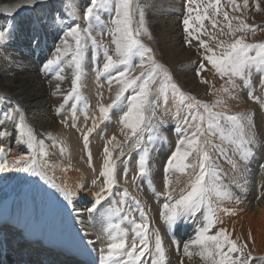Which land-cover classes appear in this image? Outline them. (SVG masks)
Instances as JSON below:
<instances>
[{
	"label": "snow or ice",
	"instance_id": "obj_1",
	"mask_svg": "<svg viewBox=\"0 0 264 264\" xmlns=\"http://www.w3.org/2000/svg\"><path fill=\"white\" fill-rule=\"evenodd\" d=\"M44 2L45 0H29V5H42ZM58 2L59 10L53 7L50 20L42 25L65 33L62 46L55 49L56 55L47 60L43 65L44 70L58 68L55 78L57 81H63L66 79L63 75L65 67L61 64L73 69L72 90L64 96L57 114L63 112L65 104L73 99V94L76 95L77 100L82 99L79 90L86 74L88 53L90 49L93 50L91 59L97 62L94 65L97 77L104 74L110 77L107 80L110 103L98 105V116L89 117L87 112L84 113L85 125L81 133L83 145L88 148L90 137L99 125L110 120V112L113 109H120L122 115H118V122L122 126L121 132L127 141H131L128 145V158L130 159L131 152L134 150L142 153L138 155V173L143 178L150 172L149 146L154 140L160 138L158 131L162 121L157 118L156 110L166 107L170 98L185 104L187 112L180 125L176 127L180 138L174 152L167 159L166 172L173 175L187 174L188 179L185 181L187 187L181 188L176 198L174 197L175 186L181 181L179 178L167 179L168 190L157 193L166 199L158 215L168 228H175L189 221L194 224L198 214L203 218V224L196 231L195 238L183 245L185 256L191 257L193 252L190 248L198 247L200 257L208 264H252L257 257L253 256L248 243L240 242L239 238H232L226 228L217 229V225L222 223L218 212L234 214L235 208L230 205L243 203L242 196L247 183L245 174L249 171L251 159L255 156L256 147L259 146L256 135L252 131L254 121L246 113L228 114L215 111V107H226L227 101L223 98L217 99L215 105H212L181 90L170 70L157 62L153 49L142 42L141 37L151 38V32L146 27L145 13L139 10L134 0H87L83 8H81L80 0H58ZM186 2L189 6L187 8L189 16L183 20L189 37L186 42L191 46L195 40L198 47L204 50L202 57L204 63L198 64L199 71L196 74L201 76L205 84L208 83L202 78L205 70H215L221 79L228 77L226 85L218 91L227 94L229 99H235L232 93L240 89L237 80L250 84L253 69L256 71L264 69V42L249 43L246 42L244 35L236 37L237 33H245L246 30L255 33L257 29L247 24L241 16L230 18L228 11L221 13L219 7L221 0H186ZM229 3L232 5L233 12L242 13L243 10L249 9V0H243L242 6L237 3V0H229ZM254 7L256 11H264L260 0H254ZM209 9H212L216 16L223 15V19L228 22L227 27L231 30L230 35L236 37L227 44L224 40H219L216 46L222 49L219 53L207 40L201 39V36L205 34V20H210L214 29L218 26L217 20L209 14ZM102 12L112 13L107 23L101 18ZM76 17H81L85 21L83 28ZM231 20H238L239 24L233 28ZM194 21L199 22L198 27L195 26ZM97 27L111 35L114 45L111 54L108 46L103 45L97 36L93 35ZM220 31L223 33L222 28ZM12 35L13 29H0V47H7ZM68 38H71L73 43H70ZM211 39L215 41L217 37L212 36ZM32 43L38 46L39 40L33 38ZM101 49L102 67L98 62ZM253 52L254 55L251 54ZM69 55L70 60H64V57ZM135 58H139L138 63H134ZM206 65H210V68H206ZM137 69H139L138 75L134 74ZM113 85L116 86L115 89ZM59 92L58 83L53 94L56 95ZM99 95L103 99V94ZM250 98L257 103H264L262 97L250 95ZM85 107H88L87 103ZM70 114L71 119L75 121L76 109L71 108ZM89 119L91 127L87 124ZM60 122L68 126L67 121ZM9 124L14 126L17 142L29 146L31 151L28 155L18 154L16 158L10 160L8 158L10 146L0 145V172L19 169L44 178L61 193L66 201L74 203L77 192L67 186L56 184L48 177L45 171L48 162L46 159L43 161L40 159V157H48L45 140L37 138L18 103L0 111V140L5 142L13 135L7 129ZM72 126L75 127V124ZM48 138L54 141L51 134H48ZM116 140L117 137L113 135L108 144ZM116 147L119 148V156L125 157L123 146L117 143ZM103 152L106 159L100 176L104 178V187L95 193L92 207L88 209L90 213H96L104 201H108V207L104 209L106 217L104 230L109 239L105 246L99 249V264H143L146 256L150 259V264H166L164 240L159 229L150 231L147 206H141V201L131 196L127 188L119 193L120 200L116 201L114 206L113 201L117 193H114L113 189L118 184L116 163L113 160V151L105 146ZM213 153L217 155L214 157ZM220 157H223L230 166L234 174L230 185L234 184L238 191H233L231 186L223 183L222 173L223 176H227V173L223 172L219 165L212 166ZM88 158L89 160L92 158L90 151ZM124 175L127 176V166ZM236 177L243 182H239ZM135 179L134 176L133 180ZM96 182V180L92 181L93 184ZM80 187L82 188L83 185ZM153 191H155L154 188ZM128 198L134 201L139 210V222L131 211L122 215L123 209L119 205L126 203ZM116 216L132 225L130 242L128 229L123 228L120 223L113 222ZM174 243L179 250V243L175 241ZM260 259L264 264V257Z\"/></svg>",
	"mask_w": 264,
	"mask_h": 264
},
{
	"label": "bare ground",
	"instance_id": "obj_2",
	"mask_svg": "<svg viewBox=\"0 0 264 264\" xmlns=\"http://www.w3.org/2000/svg\"><path fill=\"white\" fill-rule=\"evenodd\" d=\"M135 1L138 0H134V4ZM86 2L87 0H80L81 8ZM184 2L183 0H140L141 5L146 7L145 15L150 16L149 20L156 31L155 37L161 55L172 65L183 55V52L187 51L183 48L182 32L183 16L186 12ZM53 7L59 10L58 0H45L42 5L36 6H30L29 0H0V29L7 30L9 27L13 29V35L8 41L7 47L4 49L0 47V105L3 110L17 103L21 106L26 121L33 128L37 138L45 140L48 157H40V159L42 161L46 159L48 162V166L45 167L48 177L56 184L67 186L77 192V196L74 203H69L44 178L33 176L31 173L19 169H9L0 172V206L4 202L8 204L9 217L24 227L28 228L35 223V229L40 231L43 239L49 244L53 241H65L70 233H74L75 245L79 244L84 247L93 244V248L99 246L102 248L109 239L104 230L106 228L104 209L108 207V201H104L96 213H90L88 209L92 207L95 193L104 187V178L100 176L106 159L103 148L107 146L110 151H114L116 148L117 156L114 161L117 168L118 184L113 189V192L117 193L115 201H113L114 206L116 201L120 200L119 193L127 188L131 196H135L141 201V206H147L150 231L151 229L160 230L164 240L166 264H208L200 257L198 247L190 248V251L193 252L191 257L185 256L183 253L184 243L194 239L196 231L203 224V218L200 215L196 217L198 221L194 224L189 221L181 223L175 228H168L158 215L166 199L157 193L168 190L167 179L179 178L181 181L175 186L174 197L176 198H178L179 190L187 187L185 181H187L188 175L180 173L173 175L166 172L165 163L168 156H171L177 147L180 137L177 135L176 127L180 125L187 112L186 105L170 98L166 107L156 110L157 118L162 121L158 131L160 138L154 140L149 146L150 172L146 177L141 178L138 173V155L142 153L134 150L131 152L130 159L128 158V145L131 144V141H127L121 132L122 126L118 122V115H122L120 109H113L110 112V120L100 124L90 137L88 148H85L81 135L85 125L84 113L87 112L89 117L98 116V105L110 103L107 84L110 77L107 74L97 77L93 69L95 61L91 59L93 50L90 49L89 59L86 61V74L79 90L82 99L77 100L74 95L73 99L65 104L63 112L57 114V109L63 102L64 96L72 90L73 69L62 63L61 66L65 67L63 75L66 79L57 81L55 74L59 70L58 68L47 71L43 68L47 60L56 55L55 49L62 46L65 38L64 32L42 26L45 21L50 20ZM111 15V12H102L101 18L106 19ZM76 19L83 28L85 21L81 17H76ZM106 33L107 31H103L100 27L93 31V35H96L101 43L104 38L108 37ZM33 38L39 40L38 46L32 43ZM68 39L70 43H73L71 38ZM110 39L112 40L111 36ZM155 54L157 53L155 52ZM64 60H70V55L64 57ZM98 62L102 67V49ZM138 62L139 58H135L134 63ZM176 71L183 75L186 88L197 90L198 85H191L194 83L195 68L185 67L183 70ZM138 72L139 69L135 73ZM172 76L174 77V75ZM58 83L60 92L54 95ZM115 87L113 85L114 89ZM100 93L103 94V99H101ZM244 99L243 103L246 107L242 109L254 121L252 131L256 135L259 146L256 147L249 171L245 174L247 183L242 196L243 203L230 205L235 208L234 214L218 212L222 223L217 225V229L224 227L232 235V238H239L240 242H250L254 246L252 248L253 256L257 257L253 263L262 264L260 257H264V103H257L250 97ZM85 103L88 104L87 108ZM71 108L76 109L77 119L75 121L71 119ZM61 120L69 121L71 125L68 124L66 127L60 122ZM73 124L75 127L72 126ZM87 124L91 125L90 119ZM7 129L13 135L6 142L0 140V145L10 146L8 158L14 159L18 154L28 155L31 149L29 146L25 149L26 145L17 142L14 126L9 124ZM48 134H51L55 142L48 138ZM113 135L117 137V140L108 144ZM120 139L124 141L125 157L119 156V148L116 147ZM89 151L92 156L91 160L88 158ZM216 155L213 153L214 157ZM218 160L220 161V159ZM221 164L223 172L227 173V176L222 175L223 183L226 186H231L233 191H238L234 184L230 185L234 176L230 167L224 162H220ZM126 166L127 176L125 177ZM134 176L135 180H133ZM236 179L243 182L239 177ZM93 180L97 181L96 184L92 183ZM45 184L52 194L51 203L39 206L28 202V197H34L35 189L44 187ZM81 185H83L82 188ZM119 206L123 209L122 215L131 211L137 222L140 221L139 210L132 199L128 198L126 203H121ZM113 222L120 223L123 228L128 229L130 242L132 225L126 220L122 221L119 216L114 217ZM6 226L9 228L3 230L9 232L13 224L7 222ZM174 241L179 243V250H177ZM64 252L62 247L60 253ZM143 264H150V259L147 256L143 259Z\"/></svg>",
	"mask_w": 264,
	"mask_h": 264
},
{
	"label": "rangeland",
	"instance_id": "obj_3",
	"mask_svg": "<svg viewBox=\"0 0 264 264\" xmlns=\"http://www.w3.org/2000/svg\"><path fill=\"white\" fill-rule=\"evenodd\" d=\"M183 1H185L184 6H185V11H186L184 16H183V20H184V19L188 18V16H189V13L187 12V8L189 6H188L186 0H183ZM237 3L242 6L243 0H237ZM260 3H261L262 8H264V0H260ZM135 4H137V6H140V7H138L139 9L141 8L140 11H143L145 14L147 13V11L145 10L146 7L141 5L140 0L135 1ZM193 7H195V5H193ZM201 7H203V5H201ZM219 7L221 9V13H223V11H228L230 18L232 16H241L242 19L247 24H249L250 26H253L257 29L255 31V33L248 32L247 30L245 31V33H237L236 37H239L240 35H244L246 42H249V43L264 42V11H256L255 10L254 0H249V9L250 10L245 9V10H243L242 13L239 11L233 12L232 11V5L229 3V0H221V4ZM209 14L213 17V19L217 20L218 26L214 29L212 27L211 21L205 20L204 21L205 34L201 36V39L207 40L209 42L210 46L216 48V51L219 53L220 51H222V49L216 47L219 40H224L225 43L227 44V43L232 42L236 37H232L230 35L231 30L227 27L228 22L223 19L222 14L220 16H216L212 9H209ZM193 15H195V13H193ZM108 19L109 18H106V19L102 18V20H104L105 22H107ZM149 19H150V16L145 15L146 27L151 32V38H149L148 36H142L141 40H142V42L144 41L143 43L146 46L151 47L153 49V52L155 50V52L157 54H155V52H154V55H155L157 62L165 65L170 70L171 74L174 75V78L176 77L175 82L180 86L181 90L184 91L186 94L195 96L197 99H199L203 102H207V103L212 104V105H215V102L217 101V99L223 98L227 101L226 107H215L214 110L226 112L228 114L246 113L242 109L243 107H246L244 105L243 101L245 100L244 98L250 97V95H255V96H259V97L264 98V69H262L261 71H256L255 69H253V71L251 73V78H250L251 83L250 84H245V82L240 81L239 79L237 80V83L240 85V89L238 91L232 93V95L234 97H236L235 99H229L227 94L218 91L219 89H221L223 86L226 85V81L228 80V77H224L223 79H221V77L219 76V74H217L215 72V70H205L202 73L203 80L208 81L207 84L203 83L201 76H198L196 73H197V71H199V69L197 67L198 64L204 63V61L202 59V57L204 55V50L202 48L198 47V43L195 40H193L191 46H189L187 44L186 41L189 39V37H188L187 32L185 31L184 25L182 27L183 48H184V50H187V51L183 52V55L177 60V62L179 61L178 63L176 62L177 65H176V63L173 65L169 64L167 62L166 58L161 55L160 47H159L158 41L155 37L156 31L154 30V27L151 23V20H149ZM231 23H232L233 28H235L239 24V21L238 20H231ZM194 24L197 27L199 26L198 21H194ZM221 28L223 29V33H221V31H220ZM106 34H108V37L103 39L102 44L106 45V46L108 45V48H109L110 54H111V51H112V49H114V46L112 45V40L110 39L111 35L108 32ZM194 35H195V33H194ZM212 36H216L217 40H215V41L212 40L211 39ZM145 40H146V43H145ZM2 49H4V47H2ZM251 54L254 55L255 53L253 52ZM94 63H96V61ZM185 67L186 68H195V71H194L195 77L193 78L194 83L193 84L190 83V84L191 85H198L196 91L191 90L189 88H186L185 80L182 77L183 75L176 71V70H183ZM206 68H210V65H206ZM93 69H94V65H93ZM135 74L138 75L139 72L135 73ZM74 95L75 94H73V96ZM4 100H2V101H4ZM95 103L97 104L98 102H95ZM1 104H2V102H1ZM2 110H3L2 105H0V111H2ZM68 124H69V126L71 125L70 122ZM89 127H91V125H89ZM119 144L123 146L124 141L122 139H120ZM225 146L227 147V142H225ZM27 147L28 146L26 145L25 149ZM114 149L115 150L113 151V160L117 156V149L116 148H114ZM169 157H170V155L168 156V158ZM167 159H166L165 163L167 162ZM219 159H220V161L216 160V164L212 165L213 167H216V165H219V167L222 168L223 166H222V164L220 165V162H222V163L224 162L225 165H228V163L224 160L223 157H220ZM90 163H91V161H90ZM223 179H224V177H223ZM4 206H5V202L2 203V206H0V209H2ZM196 221H198L197 218H196ZM213 231H215V230H213ZM246 242L249 245V249L252 251V248H254V246L250 242H248V241H246ZM252 264H256V263L252 262Z\"/></svg>",
	"mask_w": 264,
	"mask_h": 264
}]
</instances>
